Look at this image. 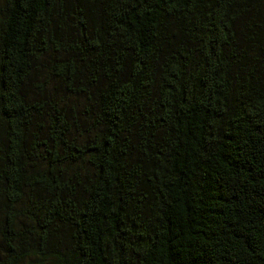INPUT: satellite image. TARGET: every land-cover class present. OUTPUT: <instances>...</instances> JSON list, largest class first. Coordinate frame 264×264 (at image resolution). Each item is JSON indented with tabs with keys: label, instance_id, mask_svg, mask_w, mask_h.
Segmentation results:
<instances>
[{
	"label": "trees",
	"instance_id": "16d2710c",
	"mask_svg": "<svg viewBox=\"0 0 264 264\" xmlns=\"http://www.w3.org/2000/svg\"><path fill=\"white\" fill-rule=\"evenodd\" d=\"M0 264H264V0H0Z\"/></svg>",
	"mask_w": 264,
	"mask_h": 264
}]
</instances>
